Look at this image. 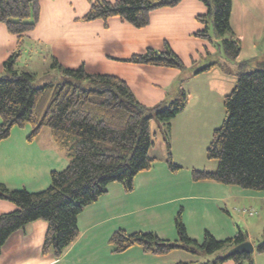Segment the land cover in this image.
Here are the masks:
<instances>
[{"label": "trees", "instance_id": "16d2710c", "mask_svg": "<svg viewBox=\"0 0 264 264\" xmlns=\"http://www.w3.org/2000/svg\"><path fill=\"white\" fill-rule=\"evenodd\" d=\"M182 0H87V12L76 21L89 22L116 17L136 29L149 24L153 10L174 7ZM207 9L196 20L203 28L195 37L219 40L217 47L234 62L240 53L239 40L230 25L232 0H199ZM40 19L38 0H0V23L9 34L18 38L33 31ZM20 45H18L19 47ZM20 49L4 62L9 75L0 77V142L7 139L14 127L29 126L26 140L32 142L46 126L58 150L68 160L61 171L50 172L49 186L39 192L9 189L0 183V199L15 205L11 212L0 214V251L8 238L35 221H45L41 252L59 259L77 238V218L84 208L97 201L112 183H119L125 192L134 189L135 176L151 168L155 158L149 151L153 136L150 123L166 129L163 140L167 150L166 164L171 172L181 166L170 153L171 121L184 109L188 98L184 90L156 107L149 109L135 98L127 83L108 74H90L83 64L62 66L53 58L57 78L46 77L35 85L34 75L18 71L15 64ZM138 65H152L183 71V61L167 42L163 50L147 48L144 52L123 59ZM218 66L227 73L224 63L214 62L199 72ZM236 82L224 96L225 119L216 128L206 149V156L217 162L214 171H191L193 181H213L241 189L264 192V59L237 64ZM177 241L160 239L151 232H114L108 244L113 253H122L133 246L152 255H165L185 250L193 255H213L211 261L197 260L190 264H253L251 254L226 255L236 245L247 241V234L238 230L227 239H216L208 231L198 243L190 238L180 218H175ZM256 253H264V229L254 245ZM186 264V263H177Z\"/></svg>", "mask_w": 264, "mask_h": 264}, {"label": "crops", "instance_id": "0c3cea01", "mask_svg": "<svg viewBox=\"0 0 264 264\" xmlns=\"http://www.w3.org/2000/svg\"><path fill=\"white\" fill-rule=\"evenodd\" d=\"M206 13V7L199 0H182L174 7L153 10L149 15V24L138 30L140 32H125L132 36L130 40L127 39L126 41L125 39V41L136 47H132L130 44L127 45L130 47H124L123 49L127 51L128 55L120 60L129 58L135 53H142L147 48L162 47L164 42H167L169 46L173 43L178 44L179 48H183L187 52L188 57L190 51L197 53L206 51L210 54L208 49L214 45L217 47L219 40L211 37L209 41L193 35L196 30L199 31L198 29L201 28L194 25V22L199 23L196 17ZM111 19L106 22L101 20L82 22L91 26H85L86 30L83 27L84 32H76L73 40L67 46H81L87 52L76 54L73 59L58 57L57 60L67 67L74 68L83 64L86 71L91 74H104L98 68L102 63L104 65L106 55L101 54L98 50L90 49V44L92 42L96 45L117 43L115 40L111 42L110 38L112 37L105 38L111 36L107 34L110 32H104L105 29L109 28L108 22ZM91 23H99L100 32H86L95 27V24ZM230 25L240 44V53L237 59L230 64L235 67L240 62L252 59L263 60L264 0H232ZM96 34L103 35L102 42L95 40L99 37ZM207 44H210V47ZM173 50L175 49L173 48ZM116 54H108L109 56L106 57L111 58ZM91 55L101 63L90 60ZM130 65L132 64L130 63ZM132 70L135 72V77L140 78L141 82L139 83L145 98L142 97L138 87L139 93L134 91L135 89L130 84L131 77L123 78L137 101L143 105L152 103L149 99H153L155 102H161L167 96H171L170 98L173 99L179 91L177 79L185 78L180 76L179 70L159 66L132 65ZM211 71H215L213 78L219 85L226 82V72L220 67L214 66L203 72ZM196 74L198 72L188 75L189 81ZM183 110L171 121L169 139L172 160H176L175 154H178V160L180 156H183L180 161H175L179 166L188 162V153L179 146V136L183 132L182 120H180ZM20 135H13L12 129L10 136L0 142V183L9 189H21L23 186L29 192L42 191L50 183V181L47 183V178L43 177L40 171L46 163L44 160L45 149L52 152L53 160L50 161V166L47 169L49 175L51 171L63 170L67 166L68 160L58 150L51 139L52 137L50 140L48 135L39 133L32 142H28L26 138L29 134ZM152 146V151L159 155L149 151L155 161L149 170L140 172L135 176L133 191L125 192L119 183L110 184L104 195L80 213L77 218L79 234L64 250L59 259L54 260L50 252L47 254L41 252L47 223L35 221L27 224L8 238L0 251V264H190L197 260L211 261L213 255H221L216 253L196 256L180 249L165 255H152L143 252L138 246H133L122 253L112 252L108 240L117 230H124L127 233L151 232L160 239L177 241L175 218L179 211L188 236L198 243L202 242L205 231H208L216 239L224 240L233 237L239 229L247 234V240L253 246L259 242L264 229V220L260 214L258 221L254 220L258 213L252 205L255 202H261L263 206L261 213H263V191L245 190L213 181H193L190 172H184L180 169L177 172H171L168 169L165 162L167 150L163 137L157 148L155 145ZM30 149L37 150L36 154L40 157L27 156L25 153ZM183 152L184 155H182ZM57 158H61L59 163L55 162ZM21 176H27L26 186L22 185L24 183ZM29 182L33 183L30 188ZM205 201L211 202L208 209L207 205L209 204ZM228 208L240 215L236 217L238 218L237 223L230 216ZM14 209L15 207L11 206L9 202L0 199V214L11 212ZM243 209L247 211L244 212ZM251 255L253 264H264V253H256L254 249ZM224 264L234 263L233 261H226Z\"/></svg>", "mask_w": 264, "mask_h": 264}, {"label": "rangeland", "instance_id": "374dc122", "mask_svg": "<svg viewBox=\"0 0 264 264\" xmlns=\"http://www.w3.org/2000/svg\"><path fill=\"white\" fill-rule=\"evenodd\" d=\"M39 4L41 8V16L39 22L33 31L22 37L20 43H18V38L15 35L9 34L6 31L4 25L0 23V77L9 75L3 69V62L18 49H20V55L15 64V68L18 71H26L32 73L34 75L33 83L35 85H40L41 83H43V80L46 77L57 78L60 76L59 71L56 68H52L53 58L57 59L58 57H68L69 59H73L76 57V54L87 52V50L83 49L81 46H67L69 42L73 40V36L76 32H84L82 29L83 27L84 30H86L85 26H91L85 25L84 23H82L83 21H75L76 18L82 17L87 12L89 8L87 0H39ZM108 23L109 28L105 29L104 32H110L107 34H110L111 36H107L105 38L112 37L110 38L111 42L115 40L117 41V43H113L110 45H96L92 42V44H90V49L98 50L101 54H105L106 56H109L110 54L113 55L115 53L117 54L115 56H112L111 58L105 56L106 61L104 65L102 63L98 69L99 71H102L101 73L121 77L123 80H125L123 77H131L130 84L135 89L134 91L136 93H139L138 88L141 91V86L139 83L141 81L139 80L140 78L137 79L135 77V72H133L132 70V65H141L132 63V65H130V63L127 64L120 59H122V57H127L126 55H128L127 51L123 49L124 47H130L127 46L128 44H130L132 47H136L135 45L126 42L127 39L130 40L132 36L127 35L125 32H140L138 30L141 29H136L131 25L120 21L118 18L116 19V17H112V19ZM91 24H95V27L86 32H100L98 29L99 23ZM194 25L197 27H201L200 29H202V25L200 23L194 22ZM96 35L99 37L95 40L102 42L103 35ZM18 45L20 46L18 47ZM207 45L208 47H210V44ZM186 46L188 45L186 44ZM172 47L175 50H173ZM170 48L186 66L183 71H179L180 76L185 78L177 79L179 89L184 90L188 98V101L181 115L182 119H180L182 120L181 126H183V132L182 135L179 136V146L182 149L186 150V152L188 153V162L180 164V170H184V172H190V174L192 170L214 171L216 169L217 162L215 160H210L207 158L206 149L211 141L213 131L216 128L220 127L225 119L223 98L233 89L235 85V71L237 70V66L233 67L230 64L231 61H229L225 57L223 49L220 47H215V45L208 49L210 54L206 53V51H201L200 53L190 51L189 57L187 56L188 54L183 48L178 47V44L173 43L172 45H170ZM155 50L162 51L163 46H160ZM89 59L101 63V61L97 60V58H95L93 55H91ZM214 62L225 63V69L227 70L226 74L228 75L225 74V78L227 80L223 85H219L218 82L213 78V72L215 71L199 72L195 77L190 76L192 79L191 81H189L190 78L187 77L188 75L196 73L201 70V68L205 67L206 65L208 66ZM141 95L143 98H145L142 91ZM176 95L177 94H175V96ZM170 97L171 96H167V98H165L161 102L169 101V99H171ZM149 100L152 103L145 104V106H147L149 109H152L161 103L159 101L155 102L153 99ZM150 129L151 132L155 133V136H153V145H155V148H157L166 129L164 128V126H162L161 124H157L154 121H151ZM30 131L31 128L28 125L22 129L14 127L13 135H28ZM39 133L41 135H48L49 139L51 138L50 131L46 126H43ZM182 149H180L181 152ZM36 151L37 150L35 149H30L25 154L32 158H39L40 156L36 154ZM150 151L152 152V154L154 153L151 148ZM45 152L46 155L44 156V160L46 163L45 166L40 169V171L43 177L47 178L48 183L50 181V175L49 172H47V169L50 166V161L53 159L52 152L50 150L45 149ZM154 154L157 156L159 155L157 152H155ZM182 155H184V152ZM182 157L180 156L178 160V154H175V159L178 161H180ZM60 160L61 158H57L55 162L59 163ZM176 160H174L173 162H175ZM26 179L27 176H21V180L24 183L22 185L26 186ZM32 186L33 183L29 182V188ZM21 187L24 188L23 186ZM205 203L209 204L207 205L208 209L211 202L205 201ZM10 204L11 206L15 207V205H13L12 203ZM252 207L257 209L258 213V215L255 216L254 220L258 221L259 214L262 216V220H264V208L263 213H261V208L263 207L262 203L255 202ZM228 211L230 216L234 218V222L237 223L238 218L236 217H239L240 215L232 212L230 208H228ZM245 218L248 219V217ZM252 231L253 233H255L254 229H252ZM214 257L215 255H213L212 259Z\"/></svg>", "mask_w": 264, "mask_h": 264}, {"label": "water", "instance_id": "95a60500", "mask_svg": "<svg viewBox=\"0 0 264 264\" xmlns=\"http://www.w3.org/2000/svg\"><path fill=\"white\" fill-rule=\"evenodd\" d=\"M254 251V246L248 240L242 244L236 245L235 247L231 248L226 255H236V254H251Z\"/></svg>", "mask_w": 264, "mask_h": 264}, {"label": "built area", "instance_id": "2783aa9c", "mask_svg": "<svg viewBox=\"0 0 264 264\" xmlns=\"http://www.w3.org/2000/svg\"><path fill=\"white\" fill-rule=\"evenodd\" d=\"M245 210V211H244ZM244 212H246L247 210L246 209H243ZM249 214H252V212H249Z\"/></svg>", "mask_w": 264, "mask_h": 264}]
</instances>
